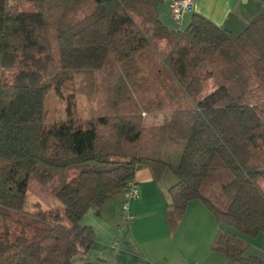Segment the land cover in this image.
I'll return each instance as SVG.
<instances>
[{"label": "trees", "instance_id": "1", "mask_svg": "<svg viewBox=\"0 0 264 264\" xmlns=\"http://www.w3.org/2000/svg\"><path fill=\"white\" fill-rule=\"evenodd\" d=\"M27 1L34 11L0 0V264H109L90 255L94 233L82 217L123 194L142 167L155 179L174 173L171 229L198 199L218 225L214 248L264 264L244 256L264 233V13L234 34L201 14L170 28L162 0ZM84 69L108 80L96 115L73 117L70 98L68 118L47 124L46 92ZM143 112L168 117L148 125ZM169 137L184 142L175 166L164 158ZM84 163L54 192L61 205L25 209L31 177L50 185Z\"/></svg>", "mask_w": 264, "mask_h": 264}, {"label": "crops", "instance_id": "2", "mask_svg": "<svg viewBox=\"0 0 264 264\" xmlns=\"http://www.w3.org/2000/svg\"><path fill=\"white\" fill-rule=\"evenodd\" d=\"M171 2L162 0L158 5L161 22L170 28L185 27L193 14H201L235 32L264 13V0H193L194 11L186 13L182 24L177 26L170 18ZM134 181L140 194L129 202L130 220L122 217L123 194L105 197L82 217V224L93 229L92 257L102 258L109 264L236 263L214 248L218 225L214 214L202 201L188 202L177 226L173 229L168 226L164 210L170 200L168 189L175 181L169 172L155 179L150 168L142 167L135 172ZM260 237L264 238V233L250 238L249 255L264 260V246L256 243ZM251 246L258 248L254 250Z\"/></svg>", "mask_w": 264, "mask_h": 264}, {"label": "rangeland", "instance_id": "3", "mask_svg": "<svg viewBox=\"0 0 264 264\" xmlns=\"http://www.w3.org/2000/svg\"><path fill=\"white\" fill-rule=\"evenodd\" d=\"M8 5H17L19 8L25 11H34V7L27 0H7ZM245 27V26H244ZM242 29H237L238 31L233 32L234 34L240 33ZM184 28V27H181ZM62 73V72H60ZM112 74V73H111ZM69 74L62 73L61 78L63 79L62 84L60 85V93L58 94L55 85L46 92L43 107L46 112L45 122L47 124L53 121L65 120L68 118V101L71 100L74 102V106H72V116L75 118H79L81 122L86 121L88 118L95 116L97 113V90L99 85H103L108 80H103L99 72L96 70H76L74 71L70 77ZM168 112H153V113H142V118L145 124H159L163 122V120H167ZM184 142L181 140H176L171 137L168 138L166 149L164 153V158L169 160L170 163L175 166L178 162V158L180 153L182 152ZM91 165L95 168H102V164L91 163ZM86 166L84 164H73L66 168L65 170L57 171L55 176V181L52 184L42 185L36 179L30 178L28 182V188L26 191L25 198V209L31 211L34 209V206L37 202L43 208H52L55 205H61L53 196L54 192L58 190L71 176L74 172L79 171L83 167ZM169 176L174 180V173L172 171H168ZM172 184V183H171ZM259 185L262 190H264V178L259 180ZM208 190L210 195V199L214 202H217L220 207H224V205L220 204V200L217 199L221 196L218 195L216 189L212 186L208 185ZM252 239H249V242ZM258 246H264V238L260 239L256 242ZM258 246H251L252 249L258 248ZM249 248V247H248ZM244 252V256L249 255L250 248ZM262 260V259H261ZM235 264H241L237 262Z\"/></svg>", "mask_w": 264, "mask_h": 264}, {"label": "built area", "instance_id": "4", "mask_svg": "<svg viewBox=\"0 0 264 264\" xmlns=\"http://www.w3.org/2000/svg\"><path fill=\"white\" fill-rule=\"evenodd\" d=\"M194 11L193 0H172L170 4V18L173 23L180 26L186 13ZM139 187L136 182H130L124 190V202L122 204L123 219L130 220L132 215L129 213V202L139 197Z\"/></svg>", "mask_w": 264, "mask_h": 264}, {"label": "water", "instance_id": "5", "mask_svg": "<svg viewBox=\"0 0 264 264\" xmlns=\"http://www.w3.org/2000/svg\"><path fill=\"white\" fill-rule=\"evenodd\" d=\"M96 1H100V0H96Z\"/></svg>", "mask_w": 264, "mask_h": 264}]
</instances>
